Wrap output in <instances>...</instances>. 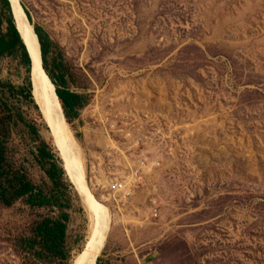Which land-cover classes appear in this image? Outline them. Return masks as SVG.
<instances>
[{"label":"rangeland","instance_id":"1","mask_svg":"<svg viewBox=\"0 0 264 264\" xmlns=\"http://www.w3.org/2000/svg\"><path fill=\"white\" fill-rule=\"evenodd\" d=\"M19 2L58 46L49 67L84 96L79 116L66 120L113 216L98 264H264V0ZM33 90L31 62L1 56L9 159L70 206L27 197L0 205V264H74L91 214ZM44 142L63 171L58 187L36 158ZM63 211L66 252L52 257L33 230Z\"/></svg>","mask_w":264,"mask_h":264},{"label":"trees","instance_id":"2","mask_svg":"<svg viewBox=\"0 0 264 264\" xmlns=\"http://www.w3.org/2000/svg\"><path fill=\"white\" fill-rule=\"evenodd\" d=\"M34 29L40 43L44 66L54 79L65 116L77 118L79 110L84 104V96L71 90L67 85L65 76L62 73L56 74L55 69L49 67V57L58 59V56H61L60 51L43 26L34 24ZM15 53H19L25 62H31L17 29L11 1L0 0V57ZM61 65L62 63L57 64L56 67L60 68ZM9 131L7 126L0 125V205L12 206L18 199L27 197L33 205L69 207V203H60L54 195H45L27 174L13 167L9 159L7 140ZM35 132L37 131L35 130ZM36 158L54 187H58L62 181L63 171L59 167L58 159L52 148L46 142L38 148ZM70 220L71 214L67 211H63L57 218L43 219L33 230L35 237L33 243H38L41 251L49 256H63L66 252Z\"/></svg>","mask_w":264,"mask_h":264},{"label":"bare ground","instance_id":"3","mask_svg":"<svg viewBox=\"0 0 264 264\" xmlns=\"http://www.w3.org/2000/svg\"><path fill=\"white\" fill-rule=\"evenodd\" d=\"M11 2L17 29L31 56V78L36 103L54 138V144L66 167L65 171L91 214L89 237L84 250L78 254L76 260L78 264H97L109 239L113 216L109 208L98 200L88 180L82 150L63 117L62 103L56 96L54 83L42 64L40 49L32 25L28 22L20 2L18 0H11ZM116 189L120 190L119 188ZM126 195L129 198L131 194L127 192ZM83 252L85 254L81 256ZM88 254L91 255L89 261H87Z\"/></svg>","mask_w":264,"mask_h":264},{"label":"water","instance_id":"4","mask_svg":"<svg viewBox=\"0 0 264 264\" xmlns=\"http://www.w3.org/2000/svg\"><path fill=\"white\" fill-rule=\"evenodd\" d=\"M11 1V0H10ZM19 1V0H18ZM11 4H12V2H11ZM20 4V3H19ZM20 6H21V4H20ZM22 7V6H21ZM12 8H13V5H12ZM22 9H23V7H22ZM23 11H24V9H23ZM13 13H14V9H13ZM25 13V12H24ZM26 15V14H25ZM26 18H27V20H28V22L30 23V21H29V19H28V17H27V15H26ZM30 25H31V23H30ZM32 28H33V31H34V33H35V35H36V38H37V42H38V46H39V49H40V56H41V60H42V64H43V58H42V54H41V48H40V43H39V40H38V36H37V34H36V32H35V29H34V27L32 26ZM28 54H29V51H28ZM30 56V55H29ZM30 58H31V56H30ZM45 69V68H44ZM49 75V74H48ZM54 89H55V92H56V96H58V93H57V90H56V85L54 84ZM59 97V96H58ZM61 110H62V114H63V117H64V119L66 120V116H65V113H64V110H63V106H62V108H61ZM67 121V120H66ZM63 167H64V170H66V167H65V165L63 164ZM85 253L83 252L82 254H81V256H83ZM90 258H91V255L90 254H88V258H87V261H89L90 260ZM74 264H78V261L76 260L75 262H74ZM84 264H86V263H84ZM98 264V263H97Z\"/></svg>","mask_w":264,"mask_h":264},{"label":"built area","instance_id":"5","mask_svg":"<svg viewBox=\"0 0 264 264\" xmlns=\"http://www.w3.org/2000/svg\"><path fill=\"white\" fill-rule=\"evenodd\" d=\"M142 164L144 165V167L147 166V162L145 160L142 161ZM157 164H160V163L158 162ZM132 174H133V181H134V184H132V186L134 185L137 186L140 182L141 169L134 170ZM117 183H118L117 184L118 187H122V188L125 187V190H126L127 185H124L122 181L117 180ZM125 199H129L127 198V195L125 196Z\"/></svg>","mask_w":264,"mask_h":264}]
</instances>
